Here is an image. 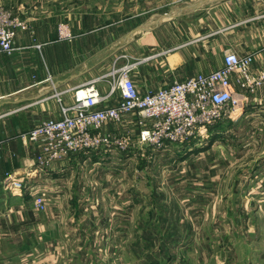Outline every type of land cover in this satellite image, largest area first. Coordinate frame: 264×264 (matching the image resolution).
Masks as SVG:
<instances>
[{
  "label": "crops",
  "instance_id": "obj_1",
  "mask_svg": "<svg viewBox=\"0 0 264 264\" xmlns=\"http://www.w3.org/2000/svg\"><path fill=\"white\" fill-rule=\"evenodd\" d=\"M144 2L161 6L174 3L189 5L178 6L177 11L172 10L171 14L167 8L168 12L157 17L141 18L143 11L134 14L116 22V31L110 38L100 42L98 36L104 35L106 30L100 29L96 33V43L90 46L86 40L80 49L72 43L51 39L55 34L53 26L48 28L52 30L48 34L50 39L36 36L35 32L31 35L26 31H16L15 50L10 55L0 52L1 175L13 172L24 179L44 184L47 174L61 176L66 167L79 160L76 152H72L43 163L42 142L27 141L21 134L47 117L59 116L61 106L73 102V89L78 86L92 81L102 95L107 93L110 81L98 77L112 68L128 63L131 67L129 76L140 92L167 86L196 73L212 71L222 65L227 51L240 57L251 55L252 71L264 70V0ZM158 18L159 22L151 21ZM41 56L46 59L44 68L39 60ZM57 91L61 92L58 97L53 96ZM248 98L241 118L225 116L228 120L226 125L240 129L239 124H242L243 132L264 133V85ZM115 99L107 100L99 107L113 105ZM133 115H125L123 121L105 122L100 132L116 135V125L121 132L127 125L131 130ZM231 128L225 132H231L233 140L236 134ZM221 129L210 131L217 135ZM239 147L237 150L230 148L227 163L214 168L216 178L224 177L232 186L218 187L217 196L225 197L224 203L220 198L209 206L211 212L230 213L226 214L225 221L231 235L214 242L212 238L217 236L220 228L210 220L212 237L207 242L202 237L200 245L193 250L198 264L201 257L204 262L211 260L213 264H264V136L257 141L247 137ZM81 154L78 157L82 162L90 159L87 156L90 153L81 151ZM91 160L94 161L93 158ZM43 188L48 189V186ZM56 190L63 193L61 189ZM26 198L32 199L29 189L22 194H13L0 185V264H65L60 257V242L44 229L48 222L38 216L40 213L35 211L32 201L24 204ZM3 243L11 246L3 249ZM43 244L53 248L43 252ZM206 244L208 251L205 250Z\"/></svg>",
  "mask_w": 264,
  "mask_h": 264
},
{
  "label": "rangeland",
  "instance_id": "obj_2",
  "mask_svg": "<svg viewBox=\"0 0 264 264\" xmlns=\"http://www.w3.org/2000/svg\"><path fill=\"white\" fill-rule=\"evenodd\" d=\"M188 5L161 6L144 0H0L1 10L24 23L25 29L18 30L50 39L48 34L52 30L48 28L53 26L55 34L51 39L72 43L78 49L86 40L90 46L96 43L100 29H106L104 35L98 36L100 42L110 38L116 31V22L134 14L143 11L141 18L157 17ZM60 26L67 35L59 32ZM39 60L44 68L46 59L41 56ZM119 68H112L98 79L112 83ZM128 70L130 73L131 67ZM87 84L97 87L92 81ZM60 93L57 91L53 96ZM245 107L240 114L239 110L237 120ZM224 116L225 112L197 135L156 148L139 142L134 114L131 130L127 125L121 132L116 125V135L126 137L131 146L134 140V146L97 153L85 151L90 153L85 162L78 157L81 150L76 151L79 160L66 167L61 176L49 173L44 184L25 179V191L42 189L45 198L35 204L36 197L43 194L39 191L31 195L32 199L26 198L24 204L32 201L35 211L40 213L38 216L48 222L44 229L60 242V257L65 264H198L193 250L202 237L206 242L212 237L210 220L220 228L212 238L214 242L231 235L225 221L230 213L209 210L220 198L224 203L225 197L217 196V188L228 184V179L216 178L214 168L227 163L230 148L239 149L245 138L257 141L264 136L262 131H241L242 124L240 129H232L226 125L228 120ZM220 127L221 131L213 135L212 131ZM230 128L236 134L233 140L231 132H225ZM56 189L63 193L59 192L60 195ZM10 246L3 243L2 248ZM48 248L53 247L43 244L42 251L47 252ZM200 264L213 262H204L201 257Z\"/></svg>",
  "mask_w": 264,
  "mask_h": 264
},
{
  "label": "built area",
  "instance_id": "obj_3",
  "mask_svg": "<svg viewBox=\"0 0 264 264\" xmlns=\"http://www.w3.org/2000/svg\"><path fill=\"white\" fill-rule=\"evenodd\" d=\"M18 29H25L24 23L0 9V52L10 55L15 50ZM59 32L67 35L61 26ZM251 63V55L240 57L227 51L220 67L145 92L137 89L127 65L116 69V79L110 83L107 93L102 95L97 87L89 84L76 87L73 104L62 105L59 116L41 120L21 137L43 142V163L80 150L124 149L131 147L126 137L102 134L100 129L107 121H119L124 115L134 113L139 142L162 148L166 143L197 135L224 112L228 118L236 119L249 95L264 85V70L254 73ZM114 97L113 105L99 107ZM25 182L13 172L0 175L1 187L13 194H22L27 187ZM38 192L37 189L30 191V195ZM44 196L43 192L36 197L35 204L42 202Z\"/></svg>",
  "mask_w": 264,
  "mask_h": 264
},
{
  "label": "bare ground",
  "instance_id": "obj_4",
  "mask_svg": "<svg viewBox=\"0 0 264 264\" xmlns=\"http://www.w3.org/2000/svg\"><path fill=\"white\" fill-rule=\"evenodd\" d=\"M82 93H84V92H82Z\"/></svg>",
  "mask_w": 264,
  "mask_h": 264
}]
</instances>
